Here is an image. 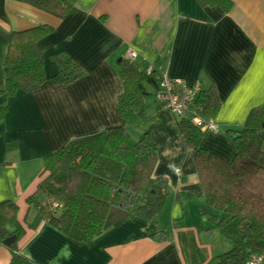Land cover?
Instances as JSON below:
<instances>
[{
	"label": "crops",
	"instance_id": "0c3cea01",
	"mask_svg": "<svg viewBox=\"0 0 264 264\" xmlns=\"http://www.w3.org/2000/svg\"><path fill=\"white\" fill-rule=\"evenodd\" d=\"M229 1L232 8L223 14L217 8L202 9L196 0H77L59 21L0 0V92L11 34L40 26L52 29L37 42L44 62L41 90L12 98L0 93V108L5 109L0 122V204L17 206L24 230L19 243L15 237L3 241L0 264H9L15 244L32 264H212L226 251L216 230L206 233L207 226L200 227L204 194L193 153L176 129L180 119L157 110V85L148 87L149 124L130 131L136 141L155 124L153 175L168 188L155 226L136 216L114 225L116 218L109 217L106 231L84 245L46 222L29 230L35 212L24 201L36 193L44 158L122 126L117 98L123 88L116 63L128 52L136 55L131 63L141 73L155 65L162 75L187 87L212 90L220 110L211 122L215 129L201 132V148L231 162L234 149L224 132L241 128L251 110L264 106V0ZM62 58L77 63L86 76L69 86H54L56 60ZM257 136L264 152V130ZM9 145L15 149L9 151ZM36 198L42 205L47 202L39 193ZM159 231L168 234L167 241L153 239Z\"/></svg>",
	"mask_w": 264,
	"mask_h": 264
},
{
	"label": "trees",
	"instance_id": "16d2710c",
	"mask_svg": "<svg viewBox=\"0 0 264 264\" xmlns=\"http://www.w3.org/2000/svg\"><path fill=\"white\" fill-rule=\"evenodd\" d=\"M30 7L57 20L67 17L77 0H8ZM202 8H217L228 14L229 0H196ZM52 33L40 26L33 30L11 34L3 67L6 74L1 95L12 98L17 93L33 94L45 83L44 62L37 42ZM58 74L51 83L69 86L86 74L68 58L56 60ZM123 91L117 98L118 128L102 131L96 137L72 143L54 155L43 159L36 193L25 199L35 217L28 226L36 230L46 222L68 239L89 245L107 229L110 217L114 225L136 213H146V221L156 225L168 194L166 181L153 175L157 162V146L150 125L136 140L132 130L147 127L145 115L149 97L147 87L158 84L162 74L153 65L141 73L125 59L116 63ZM191 109H199L206 122H212L220 110L212 90H201ZM5 109L0 108V122ZM184 145L193 153V165L204 194L200 217L206 233H219L227 250L212 260V264H247L260 258L264 264V152L257 134L264 130V106L253 109L244 125L227 130L224 136L234 149V157L227 163L201 148V132L190 125L187 117L176 123ZM9 151L15 145L8 146ZM39 193L47 200L40 204ZM18 208L12 203L0 204V246L15 237H24L17 221ZM154 240L165 242L168 234L159 231ZM9 264H32L22 257L16 244L10 248Z\"/></svg>",
	"mask_w": 264,
	"mask_h": 264
},
{
	"label": "built area",
	"instance_id": "2783aa9c",
	"mask_svg": "<svg viewBox=\"0 0 264 264\" xmlns=\"http://www.w3.org/2000/svg\"><path fill=\"white\" fill-rule=\"evenodd\" d=\"M135 58L136 55L133 52H128L124 57L128 62H132ZM200 91L198 85L187 87L181 80L169 79L162 75L154 94L156 108L159 112L169 113L178 119L187 117L190 125L200 132L213 131L214 125L201 117V111L191 109ZM247 264H261V260L260 258H252Z\"/></svg>",
	"mask_w": 264,
	"mask_h": 264
},
{
	"label": "rangeland",
	"instance_id": "374dc122",
	"mask_svg": "<svg viewBox=\"0 0 264 264\" xmlns=\"http://www.w3.org/2000/svg\"><path fill=\"white\" fill-rule=\"evenodd\" d=\"M147 88H148V87H147ZM148 89H149V90H148ZM148 89H146L147 93H149V97H148L149 100H148V102L151 103V100H152V92H151V89H150V88H148ZM131 137L133 138V135H131ZM160 214H161V213H160ZM160 214L157 216V219H158V217L160 216ZM157 219H156V221H157ZM157 222H158V221H157ZM216 236L220 238L218 232H216ZM224 248H225V250H227V247L224 246Z\"/></svg>",
	"mask_w": 264,
	"mask_h": 264
},
{
	"label": "water",
	"instance_id": "95a60500",
	"mask_svg": "<svg viewBox=\"0 0 264 264\" xmlns=\"http://www.w3.org/2000/svg\"><path fill=\"white\" fill-rule=\"evenodd\" d=\"M135 216L141 220L146 219V213H136Z\"/></svg>",
	"mask_w": 264,
	"mask_h": 264
}]
</instances>
